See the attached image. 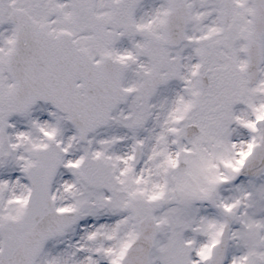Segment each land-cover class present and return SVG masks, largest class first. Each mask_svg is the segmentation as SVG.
<instances>
[{"label": "snow or ice", "instance_id": "snow-or-ice-1", "mask_svg": "<svg viewBox=\"0 0 264 264\" xmlns=\"http://www.w3.org/2000/svg\"><path fill=\"white\" fill-rule=\"evenodd\" d=\"M0 264H264V0H0Z\"/></svg>", "mask_w": 264, "mask_h": 264}]
</instances>
